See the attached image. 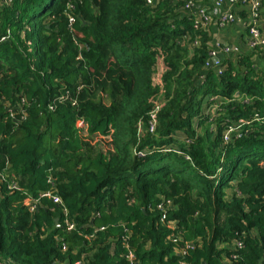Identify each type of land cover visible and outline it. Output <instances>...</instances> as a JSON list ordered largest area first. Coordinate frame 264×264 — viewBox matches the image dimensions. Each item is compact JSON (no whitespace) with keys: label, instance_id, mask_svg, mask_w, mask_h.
<instances>
[{"label":"trees","instance_id":"16d2710c","mask_svg":"<svg viewBox=\"0 0 264 264\" xmlns=\"http://www.w3.org/2000/svg\"><path fill=\"white\" fill-rule=\"evenodd\" d=\"M157 5L2 0L0 172L9 177L0 181V264H129L125 237L136 264H264V126L223 143L225 121L264 113V66L253 62L260 54L224 57L221 76L206 71L207 32L182 2ZM186 36L200 46L185 45ZM161 55L169 68L162 85L155 83ZM163 90L155 134L138 137V122ZM208 98L220 108L214 117L201 115ZM22 99L25 115L13 118L10 107ZM126 132L132 141L120 144ZM177 133L185 139L175 146ZM141 150L151 154L139 157ZM50 175L75 230L41 197ZM13 181L21 191L9 189ZM29 198H41L36 213ZM167 201L174 231L158 210ZM172 233L182 238L176 244ZM239 240L237 258L224 263L232 252L220 246ZM187 242L195 248L184 257L176 250Z\"/></svg>","mask_w":264,"mask_h":264},{"label":"built area","instance_id":"2783aa9c","mask_svg":"<svg viewBox=\"0 0 264 264\" xmlns=\"http://www.w3.org/2000/svg\"><path fill=\"white\" fill-rule=\"evenodd\" d=\"M158 0H147V4L149 6H154L155 3ZM175 2H182V9L184 10L185 14L188 13L194 18V26L196 29H200L202 31H207L208 28L213 24V18L210 14V11L208 8L199 7L198 3L199 0H174ZM12 0H3L4 5H10ZM230 6L231 8L240 7V6H248L249 11V20L245 24V30L247 31V47L249 50L255 53H259L260 57L263 56L264 53V31L261 28L260 25V13L262 8V0H214L213 7L222 10L225 6ZM236 21V16L233 12L228 11L221 14L219 17V23L221 26H227L231 25ZM70 22H73V18L70 19ZM6 38H2L1 41H5ZM184 44L189 45L190 48L195 49L200 46V39H196L195 41H191V38L189 36H186L183 38ZM241 53L240 49L237 47H231L229 45L227 46H221L217 45L214 48L211 49L209 53V59L205 64V70H215L218 76H221L225 70L226 66L223 65V59L224 57H230L231 55H235ZM205 81V76L202 75L198 82L202 83ZM238 96V95H237ZM212 100H216L219 102V104L225 103V100L219 97L212 98ZM160 98L157 99L155 102V105L153 109L148 113L147 120H140L137 124V134L138 137H140L142 134L145 133H151L155 134L158 126V115L164 104H160ZM245 102H248V100H245ZM25 104V99H22L21 103L17 104L15 107H11V116L15 118V114H23L25 115L23 105ZM17 108V109H16ZM21 108V109H20ZM214 114L211 116H216V110L219 108L218 105H215ZM260 123L264 126V113H254V115L250 119L240 118L237 121L229 122L225 121V131L223 135V143L225 145L229 144L232 139H238L242 137L244 133H250L253 128L254 123ZM83 123H79V127H82ZM250 127V128H249ZM162 151L164 152H174L179 155H181V152L175 148L165 147ZM136 154L139 157H146L148 154H151L150 152L146 150L136 151ZM9 177L8 174H4L0 172V181H6V179ZM48 183L52 186V188L43 193L41 195L42 198L49 199L53 205L57 207H61L62 213L64 214V225L67 227L69 231L75 230L76 226L74 223L70 222L69 220V211L65 204L63 203L61 197L56 193V181L53 179L52 175L48 178ZM10 190H16L21 191V188L19 187L18 183L13 181L9 183L8 185ZM27 204L29 207L30 213H36L41 206V198L40 199H27ZM169 209H173V204L170 201L163 202L158 206V210L163 213L162 218V224H164L166 227H168L170 230L176 229V223L169 221L165 222L166 214L168 213ZM127 237L123 238V247L126 250L125 259L128 261L129 264H136V258L134 255V252L130 248L129 244L126 243ZM182 238H180L179 233H172L168 237V241L172 243H178ZM244 247L242 241H234L230 245L228 244H222L220 248H229L232 252V255L226 256L225 260H223L224 263H230L233 260L237 258L235 255V252L241 250ZM63 250H66V246L63 245ZM195 248V245L193 242H187L185 247L183 249H177V253L181 256L186 257L188 252ZM76 264H81V261L77 262ZM179 264H189L185 260H181Z\"/></svg>","mask_w":264,"mask_h":264},{"label":"crops","instance_id":"0c3cea01","mask_svg":"<svg viewBox=\"0 0 264 264\" xmlns=\"http://www.w3.org/2000/svg\"><path fill=\"white\" fill-rule=\"evenodd\" d=\"M214 0H199L198 6L208 8L213 18V24L208 28L207 35L209 37V45L214 48L217 45L231 46L240 49V52L246 56L251 55L252 52L247 47V31L245 24L249 20L248 6H240L231 8L225 6L222 10L213 7ZM231 11L236 16V21L231 25L221 26L219 17L222 13ZM260 25L264 31V0H262V8L260 13ZM257 56H253V62L257 60ZM259 63V62H258Z\"/></svg>","mask_w":264,"mask_h":264},{"label":"rangeland","instance_id":"374dc122","mask_svg":"<svg viewBox=\"0 0 264 264\" xmlns=\"http://www.w3.org/2000/svg\"><path fill=\"white\" fill-rule=\"evenodd\" d=\"M2 3V0H0V4ZM158 1L155 3V5L152 7V8H156L158 5ZM189 51V56H191V55H194V52L191 50V49H189L188 50ZM256 54H258L259 55V53H256ZM236 55V54H235ZM234 55V56H235ZM191 58V57H190ZM260 58V55L258 56V59L254 62L255 64H259L260 65V67H263L264 65H263V62H264V60H260L259 59ZM160 61V62H159ZM159 65H158V68H160L159 69V71L157 72V75L155 76V83L156 84H161L162 85V83H163V74L165 73V71H166V69L165 68H168L167 66H165L166 64H164V62H165V60L163 59V55H161L160 56V59H159ZM163 61V62H162ZM259 62V63H258ZM258 68V67H257ZM244 69V68H243ZM168 70H169V68H168ZM164 95V96H163ZM160 98V104H166V97H165V93H164V90H163V93H162V95L159 97ZM211 99V98H210ZM209 98L208 99H206L205 101H204V103H203V109L201 110V115L203 114V116H208V117H210L212 114H214L213 112H214V109H216L215 108V105H214V103H213V101H211ZM210 100V101H209ZM207 101H209L208 103H207ZM10 109H11V107H10ZM17 109V108H16ZM21 109V108H20ZM219 110H220V108H217V112H216V114L218 115L219 114ZM208 124H209V122H208V120L207 121H205V123L202 125V127L199 129V132H202L203 131V128L204 127H207L208 126ZM199 125H200V121H199V119H198V117H196L194 120H193V127L194 128H197V127H199ZM175 141H176V143L174 142V144H176L175 146H177L178 144H181V143H183V141H184V139H185V136L182 134V133H177L175 136ZM89 138V137H88ZM100 140H102V141H104V144H107L108 146L111 144V143H109V141L108 140H105V139H101L100 137H96V138H94V139H92V142H94V143H96L97 141H100ZM132 141V138H131V134L129 133V132H126L123 136H121V138H120V144H127L128 142H131ZM173 144V145H174ZM113 148V147H112ZM134 152H135V149L133 150L132 149V151H131V153H132V155H134ZM223 244H227V243H223Z\"/></svg>","mask_w":264,"mask_h":264},{"label":"water","instance_id":"95a60500","mask_svg":"<svg viewBox=\"0 0 264 264\" xmlns=\"http://www.w3.org/2000/svg\"><path fill=\"white\" fill-rule=\"evenodd\" d=\"M58 222V221H57Z\"/></svg>","mask_w":264,"mask_h":264}]
</instances>
